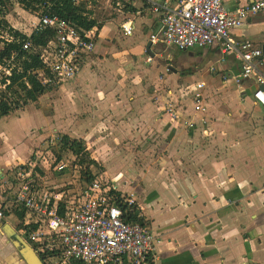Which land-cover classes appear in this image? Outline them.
<instances>
[{
	"label": "crops",
	"instance_id": "crops-1",
	"mask_svg": "<svg viewBox=\"0 0 264 264\" xmlns=\"http://www.w3.org/2000/svg\"><path fill=\"white\" fill-rule=\"evenodd\" d=\"M93 1L98 0L89 6ZM105 1V15L115 25L103 32L107 18L89 16L98 21L99 40L79 76L60 88L66 113L44 118L39 136L15 162L0 152V204L18 192L11 173L29 168L52 136L58 139L50 150L69 161L76 184L69 183L72 178L59 182L66 168L40 171V186L67 195L85 189L79 155L59 140L68 136L85 143L90 175H100L119 195L136 200L156 238L152 264H264V107L253 98L256 84L238 85L241 61L220 45L180 51L162 38L152 42L161 14L146 0ZM155 1L174 7L183 0ZM256 1L224 3L235 10ZM31 16L19 4L6 19L18 25ZM126 18L134 20L131 36L121 28ZM230 36L264 51V14L251 16ZM199 83L205 84L204 112L194 105ZM170 102L178 119L166 112ZM7 113L0 125L12 114L13 120L25 115ZM25 222L23 210L5 221L0 215V264H26L17 240L24 235L34 250Z\"/></svg>",
	"mask_w": 264,
	"mask_h": 264
},
{
	"label": "built area",
	"instance_id": "built-area-1",
	"mask_svg": "<svg viewBox=\"0 0 264 264\" xmlns=\"http://www.w3.org/2000/svg\"><path fill=\"white\" fill-rule=\"evenodd\" d=\"M72 1L75 5L86 4L87 9L91 2ZM146 2L154 12L161 14L160 26L150 37L152 42L162 38L180 51L220 45L224 53H237L242 70L237 83L241 86L244 81L253 80L256 84L253 98L264 107V51L248 42L234 41L230 36L232 29L244 26L251 16L264 14V0L235 10L229 9L224 0H183L174 7L155 0ZM12 4V10L19 8L17 0ZM8 14L2 18L7 20ZM31 14L33 16L23 18L18 25L9 23L13 32L23 34L24 39L9 30L0 31V53L5 46L17 43L25 54L18 59L19 53L13 50L9 57L0 60V116L6 113L5 108L8 112L22 109L26 102L40 94L54 93L73 82L94 57L99 40L98 21L86 30L60 16L41 11ZM121 28L126 36H131L134 20L126 18ZM48 30L53 31L52 35L47 38L46 46L38 49L43 66L25 72L23 62L30 60L34 52L32 35ZM170 56L167 54L168 58ZM19 75L23 77L17 78ZM31 80L41 89L39 94L34 92ZM204 87V83H199L194 95L197 112L206 111ZM166 112L174 118L180 117L172 102L167 103ZM189 123L192 128L193 122ZM57 139L52 136L47 141L50 148L38 153L29 168L18 167L11 173L19 188L15 197L6 196L0 204L1 217L8 220L18 211H24L25 224L30 228L29 242L44 264H123L124 261L152 264L156 238L138 212L134 198L119 195L113 184L94 174L85 189L73 190L70 195L55 187L40 186V176H37L40 171L68 168V163L50 150ZM61 206L64 209L60 212Z\"/></svg>",
	"mask_w": 264,
	"mask_h": 264
},
{
	"label": "trees",
	"instance_id": "trees-1",
	"mask_svg": "<svg viewBox=\"0 0 264 264\" xmlns=\"http://www.w3.org/2000/svg\"><path fill=\"white\" fill-rule=\"evenodd\" d=\"M18 3L22 6L25 11L35 14L36 12L48 13L51 15L60 16L65 20L74 22L77 26L83 29H90L97 24L96 19H90L89 16L92 14V11L87 9L86 4L75 5L72 0H17ZM11 0H0V31L1 30H9L13 32L10 28L7 20L2 18L6 13H9L12 9ZM16 36L24 39L25 36L19 32H13ZM53 31L48 30L43 33H34L31 37L34 45V52L29 56L30 60H25L23 62L24 71L27 72L30 69H39L43 66V62L39 60V51L40 47H45L46 43L49 39H47L50 35H52ZM15 50L19 53V58H22L25 55L22 50L20 44L12 43L4 47V49L0 53V60L3 58L9 57L10 53ZM26 53V52H25ZM28 54V53H26ZM28 57V56H27ZM23 75H19L17 78H21ZM33 83V81L31 80ZM23 88H26L25 84H21ZM33 90L35 93L40 92V88L33 83ZM28 97L30 95L27 93ZM41 96V94L39 95ZM5 114H8L7 108H5ZM61 143L63 147L69 149L75 155H79L80 162L79 164L82 167V176L84 179H87L88 184L93 180V177L88 173L89 167H85L87 164L92 163L89 158L88 152L86 150V145L82 140H72L68 136H63ZM64 206L60 207V212L63 211ZM123 264H129L126 261Z\"/></svg>",
	"mask_w": 264,
	"mask_h": 264
},
{
	"label": "rangeland",
	"instance_id": "rangeland-1",
	"mask_svg": "<svg viewBox=\"0 0 264 264\" xmlns=\"http://www.w3.org/2000/svg\"><path fill=\"white\" fill-rule=\"evenodd\" d=\"M105 2L107 3L105 0H98L93 1L90 6L88 5L90 7L88 9L92 11V17L96 18L97 20H103L107 18V22L101 25V30L103 32L106 31L105 27H111L115 25L113 23H109L111 22V18L109 19V17L105 15V7H107ZM113 2L114 1L112 0V3ZM107 23L110 25H107ZM68 85H71V83ZM61 89L51 94H42L40 97L26 102V106L23 108V110L13 111L18 113L19 116H23L25 114L23 118H19V120H13L14 117L12 118V116L14 115L12 114L6 118L8 120L1 124L3 125V128L0 127V152H3L4 156L9 158V162H15L17 157L26 152V148H28L27 143L29 144L31 142H35V138L39 136V127L43 126L44 124V118L50 119V117L56 113H59L60 115L62 112L66 113L67 108L64 107L65 105H63L61 102L63 98L60 95ZM66 104L68 105L67 100ZM49 148V144H44L42 146V149L47 150ZM65 163L67 164L69 161L65 159ZM69 178H72V180H70L71 182L69 183L75 185L76 174L71 167L67 168L63 173L58 175V180L60 183L63 181L66 182V180H69ZM10 223L14 226L16 225L14 220H10Z\"/></svg>",
	"mask_w": 264,
	"mask_h": 264
},
{
	"label": "water",
	"instance_id": "water-1",
	"mask_svg": "<svg viewBox=\"0 0 264 264\" xmlns=\"http://www.w3.org/2000/svg\"><path fill=\"white\" fill-rule=\"evenodd\" d=\"M8 227L9 226L6 225V228ZM21 244H22V248L19 250V253L22 255V258L24 259L26 264H44L30 246H28L24 242H22Z\"/></svg>",
	"mask_w": 264,
	"mask_h": 264
},
{
	"label": "flooded vegetation",
	"instance_id": "flooded-vegetation-1",
	"mask_svg": "<svg viewBox=\"0 0 264 264\" xmlns=\"http://www.w3.org/2000/svg\"><path fill=\"white\" fill-rule=\"evenodd\" d=\"M3 219V218H2ZM3 221H5L4 219H3ZM26 235V234H25ZM27 236V235H26ZM18 241L20 240V242L22 243V242H24V243H26L27 244V242H26V240H28L26 237H24V235H22V237H20V238H18L17 239ZM28 245V244H27ZM29 246V245H28ZM37 254V256L39 257V259L42 261V263H43V260L41 259L42 257H41V255L39 256L38 255V253H36ZM34 260V259H33Z\"/></svg>",
	"mask_w": 264,
	"mask_h": 264
}]
</instances>
